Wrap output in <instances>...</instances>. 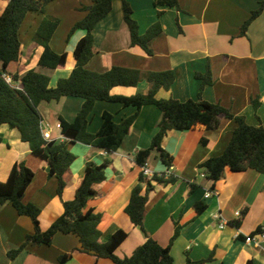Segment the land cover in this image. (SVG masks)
<instances>
[{"label":"crops","instance_id":"crops-1","mask_svg":"<svg viewBox=\"0 0 264 264\" xmlns=\"http://www.w3.org/2000/svg\"><path fill=\"white\" fill-rule=\"evenodd\" d=\"M8 1L0 0V15ZM260 1L179 0L176 7H161L155 5V0H129L141 35L156 22L161 25L162 32L150 42L152 53L148 54L140 46L131 45L122 3L114 0L112 10L93 29L97 52L86 67L96 72H105L113 66L142 72L173 71L175 79L171 86L160 88L156 96L179 101L199 98L201 81L195 75L209 68L213 84L202 90V99L219 103L234 115L244 116L250 125L264 126V10L249 25L246 34L239 35L241 26ZM90 4L91 0H54L45 6L44 14H27L19 31L20 58L14 66L19 74L30 69L41 70L51 78L50 86L69 76L76 62L74 48L85 31L69 33L85 16L80 7ZM159 11L162 12L159 14ZM44 15L59 19L50 46L56 53L67 55L61 69H40L39 66L44 50L35 42L34 35ZM149 88L150 83L143 80L134 87H114L111 93L130 96L146 93ZM257 95L261 102L256 112L259 118L251 104ZM82 105V98L70 96L42 102L39 105L41 130L50 129L52 136L58 137L61 129L56 128V124L61 123V119L74 122ZM104 112L112 114L118 123L137 110L117 102L97 101L88 116L89 132L99 130ZM159 118L156 106L140 108L129 133L113 153L79 142L68 143L75 160L65 175L66 185L61 195L57 193V179L48 176V164L32 154L17 129L2 124L0 182L8 178L16 162L24 161L34 171L23 201L40 209L39 227L45 231L62 215L63 202L74 198L86 163L100 165L109 159L106 179L95 186L96 195L87 209L100 214L99 229L103 239L117 230L127 233L116 251L119 257L130 256L147 237L167 247L178 224L179 235L170 247L175 264L209 257L212 258L205 264H248L249 261L264 264V238H255L251 243L245 241L258 227L264 228V174L250 169L242 172L227 169L225 177L216 182L212 190V182L206 180L198 168L206 159L220 155L228 144L236 123L225 117L220 118L215 130L199 125L193 130L167 131L162 147L173 156L172 166L167 170L156 156L150 158L148 166L155 174L169 173L176 180L169 184L153 181L144 218L145 232L131 223L125 208L141 174L135 154L150 146ZM202 138L206 139L205 144ZM190 184L196 186L192 191ZM209 191L213 194L206 198ZM198 203L206 205L201 213H197ZM237 211L242 213L239 227L233 225L239 220L235 216ZM222 221L226 222L223 228L220 227ZM31 233L33 225L29 217L19 215L8 202L0 205V264H59L58 259L63 254L70 255L64 264H115L111 259L78 250L77 236L63 233L55 234L50 245L27 244L11 258L9 252L18 249Z\"/></svg>","mask_w":264,"mask_h":264},{"label":"trees","instance_id":"trees-1","mask_svg":"<svg viewBox=\"0 0 264 264\" xmlns=\"http://www.w3.org/2000/svg\"><path fill=\"white\" fill-rule=\"evenodd\" d=\"M54 0H9L0 15V126L7 124L17 129L21 139L30 146L33 155L44 160L49 167L48 176L55 177L58 181L57 193L61 195L65 188V175L68 173L75 155L69 150L68 143L79 142L104 149L108 153L117 151L137 116V112L146 105H154L160 111L157 123V132L146 149H140L135 154V161L139 166L148 163L152 156L163 163L168 170L173 163V156L162 147V140L169 130H193L201 125L206 130H215L220 125V118L234 120L236 127L231 132V137L224 151L218 156H212L198 168L202 170L206 180L212 182V190L216 182L225 177L226 170L242 172L255 170L264 174V126H253L246 122L245 117L234 115L229 109L219 103L208 102L201 97L202 90L213 84L209 68L205 73H196L195 77L201 81L199 98L179 101L176 99L157 98L160 88H169L175 79L173 71L142 72L135 69L113 66L105 72L89 70L86 65L96 54L94 47L93 29L111 10L114 0H91V4L83 6L85 16L77 21L69 35L75 31L83 30L85 35L78 41L74 48L75 66L69 76L57 80L55 86H50L51 78L41 70L30 69L19 74L17 65L21 54L19 39L20 27L29 13L44 14L45 6ZM122 3L123 19L129 29L131 45L140 46L145 52L151 54L150 42L161 32V25L156 22L144 34L139 33V26L133 18V10L129 0H120ZM179 0H155L156 6L176 7ZM264 10V0L253 10L240 28L239 35H245L249 25ZM162 11H159V14ZM59 25V19L44 15L35 32V42L43 47L39 60L40 69H61L65 66L66 53L58 54L50 46ZM16 68V69H15ZM10 75L19 87L8 84L3 75ZM147 80L150 88L146 93L134 95L112 94L111 90L117 86L134 87L141 81ZM79 97L83 105L74 122L69 123L61 119V134L64 141H46L42 136V116L39 105L42 102L59 100L62 97ZM97 101H110L121 103L124 106H133L137 112L121 122H115L112 114L104 112L102 124L96 133L88 131V116ZM255 114L261 105L257 95L251 100ZM257 116V114H256ZM257 118H259L257 116ZM1 141V137H0ZM201 142L206 143L202 138ZM109 159L96 165L87 162L83 179L75 191L74 198L63 202V213L47 230L39 227L40 209L33 203H25V191L34 178V171L24 161L16 162L11 167L8 178L0 182V205L10 203L21 216L30 218L33 233L26 236L25 242L16 250L10 251L13 258L19 254L27 244L50 245L57 233L74 234L79 240V249L94 255L97 258L111 259L115 264H175L170 247L180 232L176 224L174 234L167 247L151 237L138 246L130 256L119 257L117 249L127 238V233L117 230L105 239L99 229L101 216L92 208L87 209L88 203L96 195L95 186L106 179V168ZM154 175L152 178L140 174L139 183L136 184L130 195L129 203L125 208L131 223L144 230L146 206L149 192L154 187L153 181L163 184L174 183V175L164 177ZM196 186L190 184L191 191ZM206 205L198 203L197 213L205 210ZM241 219L233 223L239 227ZM264 228L258 227L250 235L262 233ZM70 255L63 254L59 257V264H64ZM212 257L199 261L188 260L185 264H205ZM248 264H253L249 261Z\"/></svg>","mask_w":264,"mask_h":264},{"label":"built area","instance_id":"built-area-1","mask_svg":"<svg viewBox=\"0 0 264 264\" xmlns=\"http://www.w3.org/2000/svg\"><path fill=\"white\" fill-rule=\"evenodd\" d=\"M3 77H4L5 81H6L8 84H10V85H14V86L17 87V88L19 87V83L14 82L10 75H6V74H4ZM56 128L61 129V124H60V123H57V124H56ZM42 136H43V138H44L46 141H58V142H62V141L65 140V138L62 136V134L59 135V136L56 137V138L53 137L52 134H51V130H50V129H47V128L42 130ZM141 173H142L145 177H147V178H152V177L155 175V173L149 168L148 163L144 164V165L141 167ZM156 175H157V174H156ZM169 175H171V174H169V173H166V174H165V176H167V177H168ZM158 176H161V174H158ZM203 176H204V175H203ZM211 194H213V191H209V192L205 195V197L208 198V197L211 196ZM235 216L237 217V219H240L241 216H242V213H241L240 211H237V212L235 213ZM217 217H219V216H217ZM225 226H226V222H223V221H222V222L220 223V227L223 228V227H225ZM258 237L264 238V229L262 230V233H260V234H256V235H247L246 238H245V241H246L247 243H251L253 240H255V238H258Z\"/></svg>","mask_w":264,"mask_h":264},{"label":"rangeland","instance_id":"rangeland-1","mask_svg":"<svg viewBox=\"0 0 264 264\" xmlns=\"http://www.w3.org/2000/svg\"><path fill=\"white\" fill-rule=\"evenodd\" d=\"M82 7H83V6L80 7V10H81Z\"/></svg>","mask_w":264,"mask_h":264}]
</instances>
